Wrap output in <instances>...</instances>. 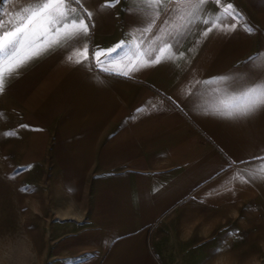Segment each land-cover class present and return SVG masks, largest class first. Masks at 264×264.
I'll use <instances>...</instances> for the list:
<instances>
[{
	"label": "crops",
	"instance_id": "1",
	"mask_svg": "<svg viewBox=\"0 0 264 264\" xmlns=\"http://www.w3.org/2000/svg\"><path fill=\"white\" fill-rule=\"evenodd\" d=\"M226 3L239 13L238 23L227 18L235 30L204 35L208 25L198 24L177 36L183 60L148 64L125 77L114 73L131 62L138 44L130 0L104 8L105 0H87L84 8L96 13L85 41L88 60H68L83 43L50 49L0 95V107L12 109L11 122L20 124L22 164L52 173L58 209L75 211L69 247L90 252V264L119 258L140 264L149 235L200 236L208 220L218 224L251 214L264 219V180L229 182L264 157V111L230 121L201 110L203 94L219 78L264 81V68L250 63L264 55V0H221L206 7L222 13ZM0 7L9 9L5 22L19 17L18 3ZM121 44L125 48L111 64L96 60V52Z\"/></svg>",
	"mask_w": 264,
	"mask_h": 264
},
{
	"label": "snow or ice",
	"instance_id": "2",
	"mask_svg": "<svg viewBox=\"0 0 264 264\" xmlns=\"http://www.w3.org/2000/svg\"><path fill=\"white\" fill-rule=\"evenodd\" d=\"M86 2L87 0H0V5H20L17 8L19 17L15 22H5L3 17L9 9L0 7V95L6 94L11 82L19 77L23 68L50 49H76L77 45L83 43V50L73 51L68 60H73L74 56L76 64H83L88 60L85 41L90 36V28L95 27L96 13L84 8ZM208 2L219 5L221 0H130L128 11L134 18L136 30L132 39L138 44L132 49L131 62L114 74L128 77L138 71L139 67L148 64L183 60L184 53L180 51L182 41L177 36H184L185 32H191L198 24L208 25L203 31L204 35L216 28L235 30L237 25L227 22L229 17L239 22V13L233 5L226 3L222 13H210L206 7ZM118 3L120 0H105L101 7H114ZM158 21L160 27H157ZM244 30L249 33L254 31L248 26ZM149 35L152 39H149ZM124 48L125 45L121 44L110 51L101 50L94 55L102 65L104 61H101V57L111 64ZM140 56L145 59L138 64ZM250 63L264 68V55L250 58ZM102 70L113 74L108 67H103ZM203 83L211 84L209 81ZM202 100L201 110L204 115L230 121L249 120L264 111V81H253L243 75L219 78L217 86H210ZM255 159H259L260 163L239 169L229 178V182L248 183L249 178L264 180V157ZM221 251L223 249L217 250L218 253Z\"/></svg>",
	"mask_w": 264,
	"mask_h": 264
},
{
	"label": "rangeland",
	"instance_id": "3",
	"mask_svg": "<svg viewBox=\"0 0 264 264\" xmlns=\"http://www.w3.org/2000/svg\"><path fill=\"white\" fill-rule=\"evenodd\" d=\"M13 115L0 107V264H90V252L69 247L75 211L58 209L52 173L22 164L20 124L11 122ZM256 215L218 224L208 220L206 235H149L140 264H154L151 258L156 264H264V219ZM172 227L168 230L176 231ZM129 261L119 258L113 264Z\"/></svg>",
	"mask_w": 264,
	"mask_h": 264
}]
</instances>
